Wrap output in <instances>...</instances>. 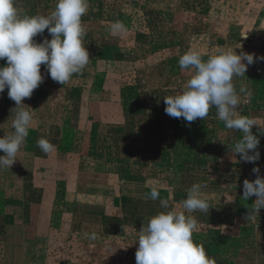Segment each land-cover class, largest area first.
<instances>
[{
	"label": "rangeland",
	"instance_id": "1",
	"mask_svg": "<svg viewBox=\"0 0 264 264\" xmlns=\"http://www.w3.org/2000/svg\"><path fill=\"white\" fill-rule=\"evenodd\" d=\"M253 1L89 0V9L82 17V23L86 30L83 43L90 60L83 72L72 78L80 79L87 75L84 81L74 80V84L81 83L85 88L96 89L92 91L95 93L88 97H80L82 101L80 100L77 111L69 110V107H66V100L70 99V95L64 97L59 89L69 88L71 80L64 85L52 80L47 69L42 65L41 68L45 72L41 71L44 80L36 88L39 90L35 92V89L30 98L22 100L25 106L31 108L29 111L34 118L23 150L29 153L34 149L46 158L43 164H37V168L44 171L43 175L39 176V180L43 185L40 188L45 189L29 196L30 200L40 199L46 202L47 214L45 211L41 214L42 227L32 225L36 226L35 232L40 231L44 234L42 236H46L45 239L41 236L40 240L36 238L32 241L35 245L33 251L42 259L41 261L45 260L49 264H65L69 261L75 262L74 264H87L89 256H92L87 248L88 242L101 247L100 245L106 241L111 248L108 258L104 261L113 262L112 264H118L117 262L136 264L135 252L138 247L136 240L141 230L138 227L118 228L117 233L102 229L100 222H94L102 237L97 236L92 241L86 238L85 233L77 234L73 228L75 216H69L71 210H74L73 204H77L75 205L77 214L97 213L98 210L101 213V208L92 210L90 203L103 201L104 196L110 194L99 186H92L89 191H84L88 194H83L77 185L85 178V173H89L86 177L88 183L102 179V181L105 180L103 184L107 185L106 187L114 184L116 177H113V174H124L117 177L118 187L122 186V181H124L123 187L127 186L126 178L134 179L132 176L135 175L133 171L135 169H142L145 173L142 176L150 177L152 173L150 163H152L153 153L156 154V142L163 143L162 154L165 157L170 155V160L175 157L177 161L182 162L180 159L183 158L184 161L189 156L192 159L196 149L192 139L188 138L187 124V126L176 124V132L179 135L175 136L174 141L171 139L163 140V142L164 131L154 132L153 130L154 135H151L150 91L157 89L160 85L161 88L171 87L175 90L174 92H177L186 79L190 78V71L181 70L178 63L180 56L186 52L185 45L189 44L188 47L201 51L206 60L221 50L237 48L235 51L239 54L243 48L241 44H251L255 38H264V29H259L258 24V27L255 26L256 30L253 27L254 21L264 14V0H255V3ZM237 2L240 3L239 5L250 2L249 8L256 7L254 8L256 14L249 15L247 18L249 21L241 24L240 29L237 24H233V21L244 20L247 15L237 17L233 15ZM15 3L22 14L28 15H49L56 6V0H15ZM156 7L160 8L158 12ZM29 10L32 12H28ZM116 20L126 25L127 32L114 37L108 31V24ZM44 38L51 39L47 30L42 35L34 37L36 42H41ZM109 51V57L112 60H104L106 63L102 64L98 58L106 56L104 54ZM4 65L5 60H0V66ZM172 75L174 76L170 84ZM233 83L238 87L244 84L247 88L245 75L242 76V80L234 76ZM56 90H59V96L58 92L55 93ZM7 91L6 88L0 93V104L9 107L8 103H10L15 107V102L8 97ZM6 109L9 112L7 110L3 112L5 116L3 119L11 122L16 109L14 111ZM76 116H78L77 119L81 118L80 127L75 129L74 136L71 134L74 130L67 128L66 134L62 137L65 144H62L58 136L60 127H52L51 124L61 121L64 125L68 118L74 120ZM38 119L46 124L38 125L39 121H36ZM104 121L105 124H103ZM195 121L191 123H198L199 119ZM6 124V122L3 123V125ZM6 127L4 126L2 135L10 134ZM11 130H13L12 127ZM36 131L40 132L36 135ZM42 137L55 146L53 152L46 154L37 146V140ZM151 139L156 140L152 145ZM173 150L175 156L172 155ZM20 165L21 162L16 160L15 168H21ZM17 179L19 180L20 177ZM108 179H111V182ZM29 180L34 181L32 178ZM210 181L212 182V179ZM111 189V193L117 191L113 186ZM124 192L132 195L133 198L144 197L145 193L150 192L149 183L147 189L143 188L138 192L127 189ZM4 199L3 194H0V206L3 207L0 209L1 212L6 210ZM114 214L118 215L117 209ZM117 215L112 217L114 222H118ZM83 222L86 223V220L84 219ZM1 224L2 222H0V232L1 228H5ZM49 226L55 230L53 234L49 232ZM87 229L98 233L93 226ZM28 231L31 234L33 228ZM106 231L108 235L102 239ZM37 234L40 235V233ZM71 242L78 248V251L74 252V257L70 256V253H65Z\"/></svg>",
	"mask_w": 264,
	"mask_h": 264
},
{
	"label": "crops",
	"instance_id": "2",
	"mask_svg": "<svg viewBox=\"0 0 264 264\" xmlns=\"http://www.w3.org/2000/svg\"><path fill=\"white\" fill-rule=\"evenodd\" d=\"M253 2L255 3V0ZM239 4L238 2L235 4L233 15L236 17L247 15V17L244 20L233 21V24H237L238 29H240L241 24L249 21L247 19L249 15L256 14L254 9L256 7L249 8L251 7V5H249L250 2L242 5ZM156 8L157 10L154 9L158 12L160 8ZM35 9L36 6L34 7V10ZM32 10L28 12H32ZM263 15L264 14L254 21L255 25H252L253 27L258 24L259 29H264ZM246 26L248 27V25ZM262 38L263 37H258L253 39L251 44H241L243 46L241 52L254 54V63L248 65L245 72L247 89L254 94L252 93L250 100L244 98L239 109V114L245 115L256 121L257 126H253L252 132L257 135L260 141L258 146L260 159L255 163H246L240 160L238 154L232 153L234 143L240 138L241 134L239 130L235 131L225 127L224 122L217 118L215 107L210 108L208 116L203 120L199 119V122L195 124L191 122L188 123L183 118L177 119L168 116L164 111L165 104L163 98L169 95H175L176 92H174L175 90L171 87L161 88L159 85L157 89L154 88L150 91V96L152 98V133L153 130L154 132L164 131L165 134L162 136V141H170L171 139L174 141L175 136L179 135V133L176 132V124H183L184 126L187 124L186 132H188V138L193 141L196 153L192 156V159L190 156L184 161L183 158L180 159L182 162L177 161L175 157L170 160V155L165 157L162 154L164 151L162 148L163 143H157L156 140L154 141L151 139V145L156 142V154L154 152L151 158L152 163L150 164L152 165L150 169L152 168V173L150 177H143L142 174L145 173L142 169H135L133 170L135 175L132 174L134 179L126 178V180H128V182H126L127 186L123 187L124 181H122V186L118 187V178L124 174H113L112 176L116 177V180H114V184H111V187L113 186L117 191L112 193L111 187H106L107 185L105 186V184H103L105 180L102 181L101 179V182L94 180L88 183L86 177L89 173H85V178L83 177L84 179L82 182L77 185V188L83 191V194H88L84 191H89V189H92V186L104 188L110 194L104 196L103 201L90 203L92 210L101 208L102 214L98 212L99 210L97 213L92 212L85 214L81 212L77 214V204H73L74 210H71L72 212L69 216H75V227H73V225L72 227L76 230L77 234H79V232L80 234H91L94 231L92 229L88 231L87 228L93 226L95 227L94 230L98 232L97 236L102 237L94 222H100L102 229L105 228L108 231L112 230V232L117 233L118 228L122 227L128 228L129 226H136L141 229L147 225L150 217L160 211H184L181 207V203L187 196V190L194 183H204L206 187L201 190L202 198L208 201L210 209L209 212L195 211L190 213L198 222L197 230L193 233L194 242L202 244L206 254L214 258L216 264H264V208L260 209L253 221L248 222L245 217L256 197L253 196L248 200L242 199L243 181L245 179L249 181L256 179L257 174L253 173V167H259V175L264 177V59H259V57H264V38ZM188 46L189 44L185 45L186 51L190 48ZM108 48L111 49L110 47ZM104 55L106 56L98 58L102 64L106 63L104 60H112L110 59L111 57H109L110 51ZM206 56L207 52L205 54V57ZM242 62L247 63L246 61ZM42 70L44 71V69L41 68V71ZM257 70H260L259 73ZM173 76L174 75L170 78V84H172ZM86 77L87 75H84L80 79H76V77L71 78L69 88L63 86L65 88L59 89L64 97L65 95H70V99L68 98L66 100V107H69V110L77 111L79 107L78 104L81 100L80 97H88L95 93L92 91L96 89L85 88L84 84L81 83L74 84V80L84 81ZM238 77L242 80V76ZM188 79H186V81ZM241 86L245 85L240 84L239 87ZM235 87L237 91H239L238 85H235ZM37 90L39 89H36L35 92H37ZM59 90L55 91V93L58 92V96ZM8 106L9 107L0 104V136H4L2 135L4 126H7L6 128L9 129L10 133L13 131L11 130L12 121L9 122V120L3 119L5 117L3 112L7 110L6 108L14 111L15 107L11 106L10 103H8ZM7 112H9V110H7ZM77 117L78 116L74 117V120L68 118L64 122V125H62L61 121H59V123L56 121V124H51L52 127H60L58 136L62 144H65L62 137L66 134L67 128L74 130V132L71 133L74 136L75 129L80 127L81 118L77 119ZM40 119L43 120L42 118ZM40 119L36 120L39 121V124H37L40 126L45 125L46 123H43L44 121ZM4 122L7 124L3 125ZM103 124H105V121ZM39 132L40 131H36V135ZM152 133L151 135H154V133ZM159 139L161 140V137ZM173 154L174 150L172 155ZM0 155H3V153L0 152ZM45 160L46 158L43 157L42 154L37 153L36 150L32 149L31 152L28 153L23 150L22 146L17 154V161L21 162V168H15L13 164L10 170H0V194H3V197H5L3 201L6 203V210L3 212L0 211V222H2L1 225L5 227L1 228L0 232V264H49L45 260L41 261L42 259L35 255L33 251L35 245L32 244L34 239L38 238L40 240L41 236L44 235L40 231L35 232L34 227L36 226L33 227L32 225H40L42 227L41 214L47 210L45 207L46 202L40 199L33 201L29 198L31 194L41 192L45 189L40 188L43 185H41L39 180V176H42L44 171L37 168V164H43ZM3 177H5V179H2ZM17 177H20V179L18 180ZM31 178L34 180V183L29 180ZM211 179L212 182L210 181ZM108 181L111 182V179H108ZM115 181L117 182L115 183ZM148 183L149 190L156 187L160 192V198L169 200V209L161 208L159 199L155 201L151 199L146 200L142 196H135L133 198L132 195L124 192L127 189L131 192L133 190L138 192L139 190H143V188L147 189ZM100 184L102 186H100ZM76 191L78 190L76 189ZM1 208L3 207L0 206V209ZM116 209L118 215L114 214ZM114 215L118 216V222H114V218H112ZM84 219L86 223L83 222ZM32 228L33 232L30 234L28 230ZM48 228L49 232L53 234L55 230L50 226ZM37 233H40V235ZM107 233V231L104 233L102 239H105L106 235H108ZM42 237L44 239L46 238V236ZM70 244L68 246V250L71 247L70 250L68 251L66 248L65 253H70V256L74 257V252H77L78 248L77 245H73L74 243L71 242ZM100 246L101 247H98L97 244H90V242H88L87 248L88 251H91L92 256H89L87 264L113 263L107 260L104 261L108 258L107 255L111 247H109L106 241ZM102 258H104L103 261H100ZM74 263L75 262L69 261L65 264ZM117 263L120 264L119 262Z\"/></svg>",
	"mask_w": 264,
	"mask_h": 264
},
{
	"label": "clouds",
	"instance_id": "3",
	"mask_svg": "<svg viewBox=\"0 0 264 264\" xmlns=\"http://www.w3.org/2000/svg\"><path fill=\"white\" fill-rule=\"evenodd\" d=\"M88 9L89 0H56L49 15H28L19 11L15 0H0V60H5V65L0 66V93L7 88V95L15 102L16 109L11 124L13 131L0 136V152L3 153L0 155V170H10L29 135L34 118L29 111L31 108L22 100L30 98L43 82L41 65L45 66L52 80L62 85L74 75L81 74L88 65L90 58L83 43L86 30L82 23ZM45 30L51 39L36 42L34 37L42 35ZM108 31L115 37L127 32V27L116 20L109 22ZM235 49L221 50L206 60L196 48L181 55L179 67L190 71L191 75L175 95L163 98L164 111L170 117L183 118L190 123L203 120L210 108L215 107L217 118L225 127L239 130L241 134L232 153L238 154L243 162L255 163L260 159V141L252 132L257 124L254 119L239 114L242 100H250L252 92L244 86L237 91L233 83L234 76L245 75L247 66L254 63V54H237ZM37 146L46 154L55 150V146L43 137L37 140ZM252 171L257 174L256 179H245L242 186L243 200L256 197L245 217L248 222L264 208V177L259 175V167H253ZM204 187V183L191 185L181 203L184 211H160L148 219L136 240V264H216L215 259L206 254L203 245L193 240L198 222L190 213L209 212L210 209L208 201L202 198ZM144 199H159L161 208L170 207L169 200L161 199L156 187L145 193ZM85 236L91 240L97 238L95 232L85 233Z\"/></svg>",
	"mask_w": 264,
	"mask_h": 264
},
{
	"label": "built area",
	"instance_id": "4",
	"mask_svg": "<svg viewBox=\"0 0 264 264\" xmlns=\"http://www.w3.org/2000/svg\"><path fill=\"white\" fill-rule=\"evenodd\" d=\"M260 70H258V72H259Z\"/></svg>",
	"mask_w": 264,
	"mask_h": 264
}]
</instances>
